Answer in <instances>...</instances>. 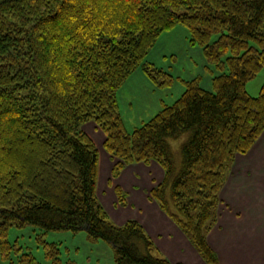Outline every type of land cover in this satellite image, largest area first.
<instances>
[{
	"label": "trees",
	"instance_id": "obj_1",
	"mask_svg": "<svg viewBox=\"0 0 264 264\" xmlns=\"http://www.w3.org/2000/svg\"><path fill=\"white\" fill-rule=\"evenodd\" d=\"M179 23L210 63L228 70L213 76V90L185 80L172 104L129 132L118 89L141 66L161 85L172 83L171 73L144 61ZM262 68L264 0H0L2 258L12 251L10 227L29 224L85 229L113 246L117 264H179L160 253L140 222H114L99 201V150L82 127L93 121L119 160L114 176L136 162L163 167L151 197L208 264H220L208 233L229 166L264 131V83L256 96L246 88ZM116 193L122 201L124 193ZM58 253L46 242L48 257ZM21 256L36 264L32 253Z\"/></svg>",
	"mask_w": 264,
	"mask_h": 264
},
{
	"label": "rangeland",
	"instance_id": "obj_2",
	"mask_svg": "<svg viewBox=\"0 0 264 264\" xmlns=\"http://www.w3.org/2000/svg\"><path fill=\"white\" fill-rule=\"evenodd\" d=\"M144 62L147 65L152 64L154 71L155 68H162L168 71L172 74L173 80L171 84L161 85L158 80L155 81L151 78L141 66L132 72L123 82L118 89L117 97L120 102L125 126L129 132L140 126L144 121L151 119L160 111L164 103L172 104L175 101L172 100V96L177 94L178 97L186 89L185 80L197 78L202 87L213 90V76L228 70L227 67L219 69L208 61L202 46L191 43L189 29L182 23L175 25L170 30L164 31L159 36L155 45L150 48ZM157 79L160 82L163 80L160 77ZM263 83L264 68L248 81L246 86L247 91L251 95L256 96L259 94ZM96 143L99 150L98 176L101 160L100 195H98V199L111 217L110 212L113 208L111 196H107L109 188L112 189L118 204L121 206L125 204L127 195L120 186L113 185L115 179L120 174L117 176L113 174V168L119 160H115L104 149L100 139ZM173 143L176 147L180 141L174 140ZM37 160V156H34L33 161L36 162ZM232 163L227 170L226 177L231 172ZM116 188H119L124 193L122 201H120L116 193ZM221 204L222 199L220 197L219 205ZM8 239L13 244L12 251L7 259L2 258L0 251V264H24L21 261L24 258V256H21L22 251L32 253L36 259V264H117L113 246L104 239L95 240L90 238L85 229L78 231L70 229L44 231L35 225L29 224L20 227L12 226L9 229ZM46 242H55L57 244L59 248L58 259H53L46 255ZM190 243L193 245L191 241ZM16 247L22 248V251H16ZM193 247L196 249L194 245ZM217 257L219 259L218 254Z\"/></svg>",
	"mask_w": 264,
	"mask_h": 264
},
{
	"label": "crops",
	"instance_id": "obj_3",
	"mask_svg": "<svg viewBox=\"0 0 264 264\" xmlns=\"http://www.w3.org/2000/svg\"><path fill=\"white\" fill-rule=\"evenodd\" d=\"M178 97L174 94L172 100ZM83 129L95 143L99 139L104 142V133L93 121L84 123ZM100 173L101 160L98 195ZM164 177V169L155 161L126 164L113 183L127 195L125 204L119 205L109 188L107 196H111L113 208L110 215L117 223L130 218L139 221L160 253L173 263L207 264L150 195ZM220 197L217 221L208 234V242L218 254L220 264H264V131L247 153L236 154Z\"/></svg>",
	"mask_w": 264,
	"mask_h": 264
}]
</instances>
